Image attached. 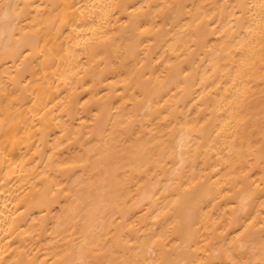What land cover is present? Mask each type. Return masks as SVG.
I'll list each match as a JSON object with an SVG mask.
<instances>
[{"label":"bare ground","instance_id":"6f19581e","mask_svg":"<svg viewBox=\"0 0 264 264\" xmlns=\"http://www.w3.org/2000/svg\"><path fill=\"white\" fill-rule=\"evenodd\" d=\"M0 264H264V0H0Z\"/></svg>","mask_w":264,"mask_h":264}]
</instances>
